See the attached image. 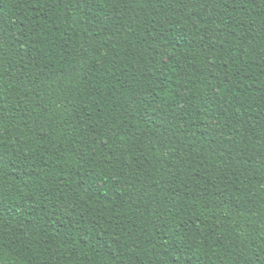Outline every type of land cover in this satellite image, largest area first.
<instances>
[{
  "label": "trees",
  "instance_id": "obj_1",
  "mask_svg": "<svg viewBox=\"0 0 264 264\" xmlns=\"http://www.w3.org/2000/svg\"><path fill=\"white\" fill-rule=\"evenodd\" d=\"M0 264H264V0H0Z\"/></svg>",
  "mask_w": 264,
  "mask_h": 264
}]
</instances>
